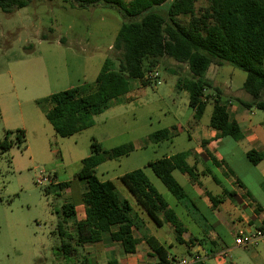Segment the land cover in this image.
<instances>
[{
	"label": "rangeland",
	"instance_id": "obj_1",
	"mask_svg": "<svg viewBox=\"0 0 264 264\" xmlns=\"http://www.w3.org/2000/svg\"><path fill=\"white\" fill-rule=\"evenodd\" d=\"M172 2L169 0L159 9L160 12L165 14L163 9L169 8ZM195 7L200 15L209 8V2L198 0ZM180 20L185 24L189 21L186 17ZM122 22L121 16L113 9L103 6L72 9L62 0H36L10 14L0 10V264H81L83 259H89V264L108 263L105 259L109 256L100 257L91 245L80 248L74 258H64L62 239L57 233L64 196L57 195L61 192L57 186L37 184L42 177L52 183L73 182L81 170L82 160L91 155L94 141L104 150L126 144L134 146L135 150L129 156L100 165L97 176L103 182H114L120 197L131 203L143 222H148L146 215L136 206L134 197L120 180L125 174L137 170L144 172L154 189L194 234H202L196 223L199 217L203 224L205 220L210 224L217 223L200 199L196 200L198 212L192 206L178 205L148 166L164 157L193 151L200 143L198 138L203 139L201 135L211 129L213 100L200 121L199 131H193L194 111L189 106L188 93L176 90L177 78L189 75L186 66L163 60L146 71V74L158 72L157 80L147 81L150 82L148 86L139 81L131 84V96L114 101L109 110L94 118L92 128L67 138L56 135L36 103L74 87L94 86L106 59L117 68L122 52L114 44ZM213 70H219V73L213 76ZM209 78L222 90L223 105L228 106L230 101L236 107L252 103V97L243 89L244 72L228 65L219 69L214 66ZM206 94L215 98L213 91ZM246 112L256 126L264 125L263 111L251 107ZM174 127L179 129V135L172 141H148L153 133ZM18 130L25 134L23 142L17 139ZM6 140L12 144L8 150L1 147ZM227 140L231 146L220 151L226 155L224 164L234 176L222 178L216 173L221 186L212 177H201L204 187L214 195H222L221 189H231L225 180L238 179L250 187L253 197H257L259 183L253 173L255 167L242 151L232 154L236 141ZM173 176L190 194L189 177L178 171ZM77 184L78 188H85V184L80 186L78 181ZM225 207L222 206L221 213L224 220H220L215 233L223 238L222 252L226 251L228 256H221L222 252L213 254L209 258L214 261L207 264H264L263 245L249 249L236 245L230 229L233 224L229 221L234 213H225ZM148 224L152 236L167 241L166 248L174 243V248L168 250L177 254V259L188 256L189 252L183 253L185 247L176 243L174 234L169 235L166 227L158 228L152 222ZM67 229L73 234V225ZM136 235L142 241V236ZM185 237L188 238V234ZM111 257L127 262L122 250ZM151 260L147 257L149 263L140 264H153Z\"/></svg>",
	"mask_w": 264,
	"mask_h": 264
},
{
	"label": "trees",
	"instance_id": "obj_2",
	"mask_svg": "<svg viewBox=\"0 0 264 264\" xmlns=\"http://www.w3.org/2000/svg\"><path fill=\"white\" fill-rule=\"evenodd\" d=\"M36 0H0V10L10 14L24 9ZM72 9L87 10L103 6L115 10L123 22L115 40L114 47L122 52L118 67L106 59L94 86H79L55 93L36 103L44 112L45 118L56 135L67 138L82 133L94 126V118L109 110L112 103L130 93L132 82L145 80L146 71L169 59L186 66L187 77L176 81L178 92H187L189 106L194 110L193 119L200 122L208 104L213 100L210 128L216 132L215 139L229 137L236 142L243 140V133L235 121L230 120L228 107L222 103V90L207 78L211 66L222 68L231 66L246 74L244 91L252 97V103H242L245 107H256L264 112V0H207L209 8L202 14L196 13L198 0H173L162 14L159 9L169 0H62ZM186 17L188 23L180 18ZM46 40V39H44ZM207 91H213L211 98ZM179 135L177 127L161 130L149 136L151 143L172 141ZM23 131H17V139L24 141ZM11 143H1L8 150ZM135 150L132 144L104 150L94 141L91 155L82 160L80 172L75 180L85 184L81 196L85 218L74 221L73 235L67 229L69 221L77 217L76 205L69 203L62 208V219L58 222L57 233L62 239L61 251L65 259L77 256L85 245H97L104 241L118 244L124 254L133 255L140 240L134 237L144 222L134 212L131 203L122 199L112 181H101L97 168L108 160H118L129 156ZM218 167L219 163L208 152ZM190 152H182L172 157H164L149 163V167L160 179L178 204L190 201L184 188L175 180L173 173L187 175L192 183L199 175L195 166L187 162ZM247 158L253 165L264 160V153L249 151ZM230 171V170H229ZM234 176V173L230 171ZM123 185L134 197L136 206L142 210L150 222L158 228L170 224L176 233L179 245L201 246L209 255L216 254V245L207 237L192 236L184 240L187 229L167 201L154 189L142 170L133 171L120 178ZM70 183H61L59 190L66 189ZM209 199L213 206L222 203V197ZM156 264H175V255L155 238H145ZM170 249V248H169ZM170 257L173 259H170ZM81 264H89L83 259ZM108 264H118L111 260ZM195 264H204L198 262Z\"/></svg>",
	"mask_w": 264,
	"mask_h": 264
},
{
	"label": "crops",
	"instance_id": "obj_3",
	"mask_svg": "<svg viewBox=\"0 0 264 264\" xmlns=\"http://www.w3.org/2000/svg\"><path fill=\"white\" fill-rule=\"evenodd\" d=\"M213 67L214 66L210 67L208 74H207V78L211 81L212 79L209 78V73L212 71ZM218 73H219V70H215V72L213 70V76L217 75ZM212 82L214 86H217L215 81H212ZM133 84H138V82H132V85ZM131 90L132 88L130 89V93L128 95L120 99H124V98L131 96L132 95ZM247 103H250V102H247ZM227 107H228L230 120L235 121L239 125L244 135L242 141L235 142L236 145L232 146L234 148L232 149V154H235V152H238V151H242V154L245 155L247 158V153L249 151H255L257 153H264V125H261L260 127L256 126L252 122L251 116L248 114V112H246V109L248 108L245 107L243 104H241L239 107H236L230 101ZM251 115H254V113H251ZM199 124L200 122L196 123L193 119L192 130L199 131ZM201 136H203L202 137L203 139H201V137L198 138L200 140L199 145L193 151H187V152H190V157L188 158L187 162L190 166L196 167V172L199 175V177H198L197 182L195 183H192L191 181L189 182L190 183V190H189L190 194L188 193L187 189L183 187L190 201L184 204H180V205L186 208L192 206L197 211L198 209L196 207V200L200 199V201L204 204V206L216 218L217 223L210 224L207 220H205V224H203L201 221V218L199 217L196 220V223L198 224V226H200V231L202 233L201 236H199L198 234H194L192 231H190V229L186 227L187 234L189 237L186 238L185 236L187 234L184 235V240L188 241V239L192 236H195L198 238L205 236L211 242L215 243L216 254H217L219 252H222L225 246L223 238L218 236L215 233V228H217L218 224H220V220L221 219L224 220V218H222L221 216L222 206H226L225 211H224L225 213L230 212V211H233L234 213L233 217H230L229 221L233 224L231 225L230 229H231V233H233L235 236H236V233L241 229L255 230L256 228L264 224V160L256 166L252 164L255 167L253 173H256V176L258 178V183H259L258 190H257V197H253L251 195V191L249 189L250 187L248 185H246L245 183L241 182L238 179L232 180L231 178H227L225 180L227 181L231 189L224 187V189H221L222 195H214L212 192H210L207 189V187H204L201 177H212L213 180L218 185L221 186V184H219L221 183V181L219 180V178L217 179L215 177L216 173H219L222 178L227 177V175H231V176L233 175L230 173V171L232 170L228 169V167L220 168L216 166L214 162L211 160V158L209 157L208 152L211 153L219 163H224L226 160V155L223 154L220 151V149L224 148L225 146H231V144H230V141L227 140V138L229 137L216 140L215 139L216 132L213 129H210L209 132H206ZM217 146H218V149H217ZM62 183H70V186L66 189L60 190L61 191L60 193H57L59 197L64 196V202L63 204H61V207L63 208L64 205L69 204V203L77 204L76 206L77 217L75 220L69 221V225H73L74 221H81L85 218V210H84V207L81 201V196H82V193L84 192V189H83V186H81V184H79L81 187L78 188L77 180L75 179L73 182H62ZM59 184L61 183L60 182L53 183L54 186H58ZM210 194L214 197H219V198L222 197V203L218 204L217 206H213V204L211 203L209 199ZM146 218L148 222H144V224L138 230L134 231V237L140 240V237L136 235L138 233L140 236H142V241L140 240V243L137 245L135 254L133 255L125 254L127 256L126 264H140V263H144L145 261L149 263V261H147V257L152 258L150 262H154L153 264H155L156 262V257L153 256L154 253L151 250L148 242L145 240V238H155L154 236H152L151 234L152 231L150 230V226L148 224L150 223V220H148L147 216ZM163 227H166L168 229L169 235L174 234L175 241H176V233L174 231V228L168 223H165ZM160 239H156V240L161 245L166 247L165 245H167V241H165L163 238H160ZM176 243L178 242L176 241ZM260 245L264 246V241H260L256 245L250 248L259 247ZM85 246H88V245H85ZM91 246L93 247L94 252L98 254L100 257L103 258V256L105 257L109 256V259L108 258L105 259V261L107 262L116 259L115 257L112 258L111 254L118 253L120 250H122V248L118 244H114L109 241H104L101 244L91 245ZM184 247H185V250L183 251V253L187 251L188 249L186 246ZM168 248L173 249L174 243L171 242ZM189 249L190 251L188 253V256L192 255L193 252H206V250H204L199 245L191 247ZM169 254L177 255V254L171 253L170 251H169ZM212 261H214V259L204 258L203 263L207 264ZM117 262L118 264L122 263L121 261H117ZM122 264H125V263H122Z\"/></svg>",
	"mask_w": 264,
	"mask_h": 264
},
{
	"label": "built area",
	"instance_id": "obj_4",
	"mask_svg": "<svg viewBox=\"0 0 264 264\" xmlns=\"http://www.w3.org/2000/svg\"><path fill=\"white\" fill-rule=\"evenodd\" d=\"M159 78V73L156 71L149 72L145 74V80L153 82ZM50 183L53 185V183L46 177H42L37 181V184L43 185ZM264 241V224L255 230H248V229H241L236 233L235 236V243L239 247L244 248H250L256 245L258 242ZM221 256L227 257V252L224 251L221 253ZM211 255H209L207 252H193L192 255L183 257L181 259H175V264H195L198 262H203L204 258H209ZM170 259H172L170 257ZM173 260V259H172Z\"/></svg>",
	"mask_w": 264,
	"mask_h": 264
}]
</instances>
